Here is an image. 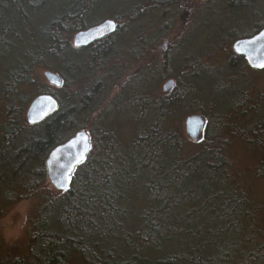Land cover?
<instances>
[{"label": "trees", "instance_id": "obj_1", "mask_svg": "<svg viewBox=\"0 0 264 264\" xmlns=\"http://www.w3.org/2000/svg\"><path fill=\"white\" fill-rule=\"evenodd\" d=\"M113 1L68 0L35 27L29 45L33 22L50 1L0 0V199H38L28 254L13 256L12 248L0 264H68L73 254L84 264H264V200L256 191L264 179V91H247L248 70L259 71L232 49L264 27V0H218L235 11L240 32L225 31V41L219 39L229 51L220 43L219 63L207 66L188 48L193 41L160 60L145 56L154 53L156 38L170 43L172 33L183 30L176 18L189 0H123L127 10L92 22L99 7ZM107 18L117 22L114 33L81 50L73 45L74 34ZM148 18L156 37L143 36ZM49 59L59 65L51 67ZM168 64V72H186L167 74ZM45 69L57 72L62 86L49 84ZM114 74L130 76L112 100L117 112H131L137 130L129 140L93 119ZM163 76L175 79L168 93L152 88ZM207 82L217 97L204 95ZM41 93L54 95L58 110L29 124L27 106ZM194 101L208 114L195 144L175 117L181 122ZM247 113L252 118L242 122ZM82 129L91 149L71 187L45 188L49 153ZM241 153L254 163L248 173ZM4 210L0 205V215Z\"/></svg>", "mask_w": 264, "mask_h": 264}, {"label": "rangeland", "instance_id": "obj_2", "mask_svg": "<svg viewBox=\"0 0 264 264\" xmlns=\"http://www.w3.org/2000/svg\"><path fill=\"white\" fill-rule=\"evenodd\" d=\"M49 1L50 2L47 3L48 8L45 11V16L40 18L39 19L40 21L37 20L36 23L35 21L33 22V26L31 28L30 40L28 42L29 45L34 42V37H35L34 31L36 30L35 27L40 24L42 25L52 13L60 12L62 8L68 3V0H49ZM210 1L211 0H189L188 4L180 9L182 11L180 15V20L183 21L184 25L189 24L187 29L182 30L181 32H179V34H177L179 35L178 39L180 40V42L178 43H176L177 35H175L174 32L171 35L173 36V39H171V42L168 44L166 43L167 40L165 38H162L160 40L156 38L154 45L155 47L153 46V49L156 51V53L158 52L159 53L153 56L154 60L159 59L160 56L158 57V55L163 56V54L167 53L168 51L169 53L171 51L173 53L175 51L174 49L176 48L175 45L178 46L179 44L181 46L183 45V43L187 45L190 41H193L194 43L199 41L198 47H195L194 43H193V47L191 45L188 46L190 51L191 50L195 51L197 56L201 57V59L204 60L203 64L206 66L207 63L208 64H211L213 62L219 63L217 59L216 50L217 48L220 47V43L223 46L222 48L224 51H229L227 45L223 43V41H225V31L230 33L231 30L238 31L237 30L238 27L235 25L236 18L234 20V16H233L235 14V11L234 10L232 11L231 9H226L225 8L226 2L219 4L217 3L218 0H213L209 5H207V3ZM44 2L45 1H43V3H38V4L42 6ZM125 10H127V4H124L123 0L113 1L110 4V6L104 5L103 7H99V9L97 10L98 14L95 17H93L92 22L103 19L104 14H108V16H111V14H114L118 11L123 12ZM173 11H176V9H173ZM180 20L178 18L177 21L176 18V22L178 23L179 28L182 27ZM151 22L152 19L148 18L143 23H141L142 25L141 27H143L147 32V33L146 32L143 33V36L145 37L157 36V27L153 28V24L152 27L147 29V27L151 25ZM193 22H194V26L191 29V23ZM199 29H203L204 32L197 33ZM220 37L223 38V41L219 39ZM186 56H191V52L187 53ZM218 58H220L221 60L225 59L223 54H218ZM227 60L223 63H226ZM48 63L51 67H56L59 65L58 61L51 59L48 60ZM168 67L169 64L167 68H165V73L167 74L179 73V72L184 74V72H186V69L178 70L177 72L175 71L168 72L167 71ZM162 70L163 68L161 69V71ZM43 71L44 70L41 71L42 74ZM157 74L158 76H160V73ZM2 75L3 72L2 70H0V83L3 80ZM115 75L116 74H114V76ZM114 76L110 80L112 81L111 84L110 81L108 82L110 86L109 88L105 89V92L103 93L105 97L103 98V101L99 103L98 108L93 113V119H95L96 122L98 123H108L109 126L112 127L115 126L120 136L123 137L125 140H129L134 136L137 130L134 122L132 121L131 112L130 113H126L125 111L117 112L118 110L117 111L114 110V104L112 103V100L115 99L122 92L123 87L130 78V76L127 77L123 76L121 77L120 80L116 78V76L114 78ZM247 76L250 78L249 79L250 81L248 82L247 85V91L255 92V93L259 90L264 91V70L259 72L248 70ZM167 79H168L167 76H163V77H159L158 80L152 81V88L158 91H162V86ZM88 89L90 88H87L86 90ZM202 91L208 99L217 97L212 92L213 90L210 82H207L203 86ZM197 107H198V101H194L188 104L185 109V112H182L181 122L179 121L178 115H175L176 123L178 125H182L184 133H185V119L187 115H189L190 113L198 112L200 114H203L207 118L208 114L198 110ZM252 116H253L252 114L247 113L244 119L242 120V122H246L250 120ZM188 140L192 141L193 144L198 143L200 141V140L194 141L189 138ZM240 156H241L240 158L243 159V162L245 164L250 165L244 167V172L248 173L254 167V163L251 162L250 156L243 153H241ZM44 187L52 188L56 190L50 184L48 178H46ZM0 190H3L2 193L4 194L5 191L4 187H0ZM256 191L257 194H259L264 200V179L256 184ZM11 201H9V203H6L0 199V205H2L5 209L3 213L0 215V260L10 251V249L12 250V248H15L16 250V251L15 250L11 251L10 254L13 256L16 255L17 250L20 251L21 255L28 254L27 240L29 235L30 219L32 217L35 207L38 205V199L36 197L17 199L16 201L10 203ZM262 211H263L262 214H264V202H263ZM68 264H84V262L78 254H73L70 257Z\"/></svg>", "mask_w": 264, "mask_h": 264}, {"label": "water", "instance_id": "obj_3", "mask_svg": "<svg viewBox=\"0 0 264 264\" xmlns=\"http://www.w3.org/2000/svg\"><path fill=\"white\" fill-rule=\"evenodd\" d=\"M114 28L109 27V24ZM117 30V22L112 18L104 19L73 36L76 47H85ZM233 49L245 58L248 65L256 70H264V27L255 34L237 39ZM44 78L51 85L60 87L62 77L53 70H44ZM175 84L173 78L168 79L162 86L164 93L169 92ZM59 107L58 100L50 93H41L29 103L25 116L29 124L44 121L54 114ZM206 117L200 113H191L185 119V133L194 141L203 138L206 128ZM91 149L90 134L86 129L78 131L66 142L51 150L46 159L47 177L50 184L58 191H66L71 187L76 168L86 160Z\"/></svg>", "mask_w": 264, "mask_h": 264}, {"label": "flooded vegetation", "instance_id": "obj_4", "mask_svg": "<svg viewBox=\"0 0 264 264\" xmlns=\"http://www.w3.org/2000/svg\"><path fill=\"white\" fill-rule=\"evenodd\" d=\"M184 9H185V8H184ZM181 13H182V11L179 12V14H178V18H179V20H180V15H181ZM180 21H181V20H180ZM188 25H189V24L184 25V24H183V21H181V26H182L183 30H186L187 27H188ZM193 26H194V22L191 23V29L193 28ZM178 38H179V35H177V42L180 41ZM166 43L168 44L167 41H166ZM154 45H155V44H154ZM83 48H84V47H81L80 50L83 49ZM158 53H159V52H158ZM158 53H156V51L154 50V53H153L151 56H148V55H147V52L145 53V56L147 57L148 60H151L152 57L155 56V55H157ZM163 53H164V52H163ZM163 53H162V54H163ZM158 56H160V57L163 58V57L165 56V53L163 54V56H161V55H158ZM100 75H101V74H100ZM111 82H112V81H110V84H111ZM109 86H110V85H109L108 83H107L106 85L104 84V88H106V89L109 88Z\"/></svg>", "mask_w": 264, "mask_h": 264}, {"label": "bare ground", "instance_id": "obj_5", "mask_svg": "<svg viewBox=\"0 0 264 264\" xmlns=\"http://www.w3.org/2000/svg\"><path fill=\"white\" fill-rule=\"evenodd\" d=\"M136 1V0H135ZM140 4V3H139ZM36 13V12H35ZM102 15V14H101ZM36 17V16H35ZM41 18H42V16H40ZM37 18V17H36ZM35 18V19H36ZM30 20V19H29ZM40 21V20H39ZM94 21V20H93ZM33 22V21H32ZM37 22V21H36ZM35 22V23H36ZM32 24V23H31ZM30 25V24H29ZM24 28V27H23ZM68 29V28H67ZM70 31H72V30H70ZM22 37V36H21ZM74 63V62H73ZM117 71V70H116ZM139 80V79H138ZM150 80V79H149ZM73 83V82H72ZM241 86V85H240ZM199 90V89H198ZM7 100V99H6ZM153 115V114H152ZM151 116V115H150ZM142 119V118H141ZM235 119V118H234ZM237 120V119H236ZM232 121V120H231ZM226 133V132H225ZM120 140V139H119ZM112 145V144H111ZM121 152V151H120Z\"/></svg>", "mask_w": 264, "mask_h": 264}, {"label": "snow or ice", "instance_id": "obj_6", "mask_svg": "<svg viewBox=\"0 0 264 264\" xmlns=\"http://www.w3.org/2000/svg\"><path fill=\"white\" fill-rule=\"evenodd\" d=\"M109 27L114 28L115 26L110 23ZM261 67H264V65H261Z\"/></svg>", "mask_w": 264, "mask_h": 264}]
</instances>
